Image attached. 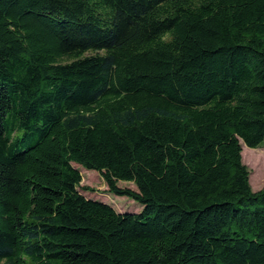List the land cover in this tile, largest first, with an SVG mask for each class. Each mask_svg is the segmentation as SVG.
Here are the masks:
<instances>
[{
	"label": "trees",
	"instance_id": "16d2710c",
	"mask_svg": "<svg viewBox=\"0 0 264 264\" xmlns=\"http://www.w3.org/2000/svg\"><path fill=\"white\" fill-rule=\"evenodd\" d=\"M263 143L264 0H0V264H264Z\"/></svg>",
	"mask_w": 264,
	"mask_h": 264
},
{
	"label": "rangeland",
	"instance_id": "374dc122",
	"mask_svg": "<svg viewBox=\"0 0 264 264\" xmlns=\"http://www.w3.org/2000/svg\"><path fill=\"white\" fill-rule=\"evenodd\" d=\"M242 152H245V161L242 162L248 168L249 184L251 189L256 192L264 186V143L258 149L246 148L243 144ZM258 150L256 153H254ZM259 161H258V160ZM74 167L81 173L82 181L80 187L77 189L87 199H95L96 201L103 202L110 205L115 211L124 213H138L142 209L141 205L126 198L118 197L113 194H109L107 186L102 177L95 171H88L82 167L74 165ZM118 187L129 188L136 190L132 183L118 182ZM81 187H87L92 192H85Z\"/></svg>",
	"mask_w": 264,
	"mask_h": 264
}]
</instances>
